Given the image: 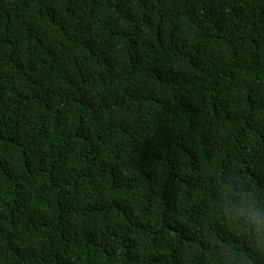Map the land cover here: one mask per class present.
<instances>
[{
	"label": "trees",
	"instance_id": "1",
	"mask_svg": "<svg viewBox=\"0 0 264 264\" xmlns=\"http://www.w3.org/2000/svg\"><path fill=\"white\" fill-rule=\"evenodd\" d=\"M264 0H0V264H264Z\"/></svg>",
	"mask_w": 264,
	"mask_h": 264
},
{
	"label": "clouds",
	"instance_id": "2",
	"mask_svg": "<svg viewBox=\"0 0 264 264\" xmlns=\"http://www.w3.org/2000/svg\"><path fill=\"white\" fill-rule=\"evenodd\" d=\"M243 211L248 219L256 225V233L264 237V222H262L261 215L255 213L250 205H245Z\"/></svg>",
	"mask_w": 264,
	"mask_h": 264
}]
</instances>
